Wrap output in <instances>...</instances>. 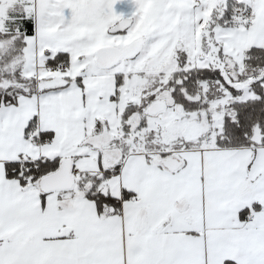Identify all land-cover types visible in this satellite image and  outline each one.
<instances>
[{
	"label": "snow or ice",
	"instance_id": "obj_1",
	"mask_svg": "<svg viewBox=\"0 0 264 264\" xmlns=\"http://www.w3.org/2000/svg\"><path fill=\"white\" fill-rule=\"evenodd\" d=\"M0 264H264V0H0Z\"/></svg>",
	"mask_w": 264,
	"mask_h": 264
}]
</instances>
